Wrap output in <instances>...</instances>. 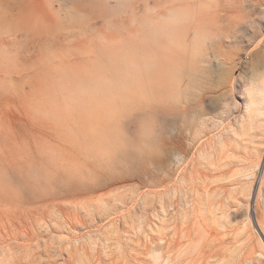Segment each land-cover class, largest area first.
I'll return each instance as SVG.
<instances>
[{
    "label": "rangeland",
    "instance_id": "1",
    "mask_svg": "<svg viewBox=\"0 0 264 264\" xmlns=\"http://www.w3.org/2000/svg\"><path fill=\"white\" fill-rule=\"evenodd\" d=\"M263 98L264 0H0V264H264Z\"/></svg>",
    "mask_w": 264,
    "mask_h": 264
},
{
    "label": "bare ground",
    "instance_id": "2",
    "mask_svg": "<svg viewBox=\"0 0 264 264\" xmlns=\"http://www.w3.org/2000/svg\"><path fill=\"white\" fill-rule=\"evenodd\" d=\"M264 103V98L262 99ZM260 113H264V108H260ZM173 234L162 231L149 232L148 235L139 233L137 242L141 245L133 252L125 251L121 255V259L113 258L111 261H102L97 264H127L123 258H129L128 264H196L192 263V217H184L182 221L176 222L172 226ZM182 233V238L190 241V246L183 249L180 247L182 243L178 239V235ZM144 238H147L143 241ZM68 250L80 252V247H72ZM69 251V252H70ZM84 255L88 250H84ZM96 264V263H91Z\"/></svg>",
    "mask_w": 264,
    "mask_h": 264
}]
</instances>
